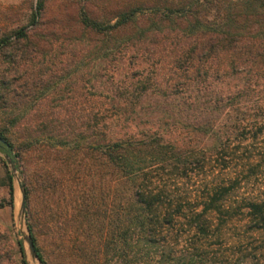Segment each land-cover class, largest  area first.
I'll return each mask as SVG.
<instances>
[{"label": "rangeland", "instance_id": "obj_1", "mask_svg": "<svg viewBox=\"0 0 264 264\" xmlns=\"http://www.w3.org/2000/svg\"><path fill=\"white\" fill-rule=\"evenodd\" d=\"M128 1L44 0L46 23L36 30L28 49L0 50V129L15 142L12 152L33 140L27 161L34 184L30 220L26 208L19 214L20 166L12 174V205L7 204L6 158L0 147V232L10 249L3 264H21L19 243L28 264H42L23 239L24 233L30 234L28 222L50 264H114L111 253H103L105 247L82 239L84 219L75 206L83 190L100 203L103 220H108L112 189L107 167L97 168L94 152L84 158L73 153L75 164L61 161L55 150L61 148L58 134L67 141L77 136L81 143L94 138L97 130L101 141L157 131L166 140L197 146L210 141L195 130L198 121L233 119L244 109L255 116L264 108V29L255 34L247 32L248 26L243 30L245 39L254 41L251 49L229 46L187 60L190 56L180 49L191 47L193 38L179 34L175 23L161 20L154 25L148 9L134 29L125 32H95L81 25L80 9L106 18ZM36 2L0 0V39L19 28L30 30ZM69 173L75 176L69 178ZM39 174L48 184L43 189L35 180Z\"/></svg>", "mask_w": 264, "mask_h": 264}, {"label": "trees", "instance_id": "obj_2", "mask_svg": "<svg viewBox=\"0 0 264 264\" xmlns=\"http://www.w3.org/2000/svg\"><path fill=\"white\" fill-rule=\"evenodd\" d=\"M145 9L152 13L154 25L166 20L179 26V34L193 38L191 47L180 49L190 56L187 60L217 54L229 46L251 49L254 41L245 39L243 30L248 26L247 32L255 34L264 29V0H129L106 18L85 9L79 10V18L91 31L115 34L133 28ZM44 10V0H37L30 30L19 28L13 36L1 38L0 50L12 47L23 53L28 49L36 30L46 23ZM254 114L244 109L233 119L198 121L195 130L210 141L197 146L166 140L157 131L101 141L97 130L94 138L81 143L77 136L67 141L58 134L61 148L55 146V150L61 161L71 159L75 164L73 153L84 158L94 152L93 163L107 167L109 174L112 193L107 221L100 203L79 191L75 206L84 219L82 239L95 240L99 249L105 247L103 253H111L109 260L114 264H264V108ZM0 136L5 140L0 142L1 149L21 167L26 212L33 220L34 184L27 161V146L33 140L12 152L15 142L3 128ZM3 167L7 204L12 205L13 175L4 159ZM97 171L101 178L103 173ZM35 180L41 189L48 185L40 174ZM27 226L37 258L50 264L37 243L33 224ZM91 227L93 233L88 231ZM3 237L0 232V264L10 258ZM19 251L21 264H28L20 243Z\"/></svg>", "mask_w": 264, "mask_h": 264}, {"label": "water", "instance_id": "obj_3", "mask_svg": "<svg viewBox=\"0 0 264 264\" xmlns=\"http://www.w3.org/2000/svg\"><path fill=\"white\" fill-rule=\"evenodd\" d=\"M0 142L5 143V140L3 137L0 136ZM7 163L9 164L10 170L12 172L13 175H16L15 172L17 170L15 161L12 160L11 157H9L8 154L4 155ZM18 178V176H16ZM19 187H20V191H21V200H20V207H19V214L22 215L25 212V200H26V195H25V190H24V186L23 184L19 183ZM23 239L27 242L28 245V249L29 252L31 254L32 257H36V252H35V248H34V243L32 240V237L29 233H24L23 234Z\"/></svg>", "mask_w": 264, "mask_h": 264}]
</instances>
